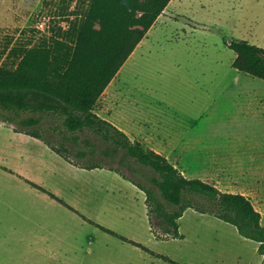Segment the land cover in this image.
I'll list each match as a JSON object with an SVG mask.
<instances>
[{
	"label": "rangeland",
	"instance_id": "1",
	"mask_svg": "<svg viewBox=\"0 0 264 264\" xmlns=\"http://www.w3.org/2000/svg\"><path fill=\"white\" fill-rule=\"evenodd\" d=\"M89 6L90 0H0V67H16L25 49L45 42L71 43ZM234 39L264 47V0H171L94 111L125 131V124L136 130L138 116H149L152 128L192 129L199 136L180 170L244 192L264 224V80L233 66ZM236 78L240 84L229 88ZM56 122L48 117L43 124ZM113 165L121 172L72 165L42 139L0 121V264L263 263L257 241L193 208L179 219L184 237L157 239L146 193L127 178L148 183V172ZM155 226L161 230L159 221Z\"/></svg>",
	"mask_w": 264,
	"mask_h": 264
},
{
	"label": "trees",
	"instance_id": "2",
	"mask_svg": "<svg viewBox=\"0 0 264 264\" xmlns=\"http://www.w3.org/2000/svg\"><path fill=\"white\" fill-rule=\"evenodd\" d=\"M170 1L90 0L86 15L73 27L71 43L45 42L25 49L16 67H0V121L42 139L76 166L121 172L113 165L118 162L132 172H148V183L127 178L146 193L147 213L157 239L184 237L179 219L193 208L235 225L241 235L259 243L258 251L264 256L262 213L250 197L223 191L200 177H187L165 155L132 139L94 111L107 86ZM229 46L236 52L235 68L264 80V47L246 39H234ZM48 117L57 121L54 126L45 127L44 118ZM31 184L78 212L43 186ZM156 221L161 230H157ZM119 236L154 253L139 241Z\"/></svg>",
	"mask_w": 264,
	"mask_h": 264
},
{
	"label": "crops",
	"instance_id": "3",
	"mask_svg": "<svg viewBox=\"0 0 264 264\" xmlns=\"http://www.w3.org/2000/svg\"><path fill=\"white\" fill-rule=\"evenodd\" d=\"M160 16L158 17V19L160 18ZM239 81H240L239 78L233 79V81L229 84V88H231V86L233 88V86L237 85ZM237 93H240V91H237ZM152 122L149 116H138L136 122L137 123L136 130L127 127L128 125L125 124L124 127L126 128V131L125 130L124 131L127 132L132 139L136 137L145 146L153 148L154 150L162 153L178 168H180L179 166H181V163H185L189 159L188 157H186L185 154L189 153L188 150L194 146L195 143V140L193 139L194 136H199V135H194L193 130L192 129L189 130L188 128L185 130L183 129L179 132L168 129L163 130L159 125H156L155 126L156 128H152L153 125ZM199 133H202V131H200ZM174 159H176V161H174ZM200 159H198V161ZM228 191L237 192L230 190ZM240 193H244V192H240ZM145 202H146V197H145Z\"/></svg>",
	"mask_w": 264,
	"mask_h": 264
},
{
	"label": "bare ground",
	"instance_id": "4",
	"mask_svg": "<svg viewBox=\"0 0 264 264\" xmlns=\"http://www.w3.org/2000/svg\"><path fill=\"white\" fill-rule=\"evenodd\" d=\"M141 43V42H140ZM142 45V44H141ZM141 51V50H140ZM133 54V53H132ZM136 54V53H135ZM132 57V56H131ZM135 58H136V56H135ZM129 63V62H128ZM130 64V63H129ZM122 68V67H121ZM121 70V69H120ZM126 71V70H125ZM121 72V71H120ZM124 72V71H123Z\"/></svg>",
	"mask_w": 264,
	"mask_h": 264
}]
</instances>
